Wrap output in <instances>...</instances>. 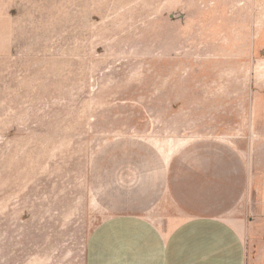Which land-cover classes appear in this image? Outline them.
Instances as JSON below:
<instances>
[{
    "label": "rangeland",
    "instance_id": "rangeland-1",
    "mask_svg": "<svg viewBox=\"0 0 264 264\" xmlns=\"http://www.w3.org/2000/svg\"><path fill=\"white\" fill-rule=\"evenodd\" d=\"M121 215L264 264V0H0V264H86Z\"/></svg>",
    "mask_w": 264,
    "mask_h": 264
},
{
    "label": "crops",
    "instance_id": "crops-1",
    "mask_svg": "<svg viewBox=\"0 0 264 264\" xmlns=\"http://www.w3.org/2000/svg\"><path fill=\"white\" fill-rule=\"evenodd\" d=\"M86 264H247V250L242 234L223 219L194 217L164 231L121 215L91 233Z\"/></svg>",
    "mask_w": 264,
    "mask_h": 264
}]
</instances>
